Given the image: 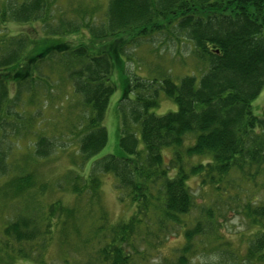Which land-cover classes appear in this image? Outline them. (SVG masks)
Listing matches in <instances>:
<instances>
[{
  "label": "trees",
  "instance_id": "16d2710c",
  "mask_svg": "<svg viewBox=\"0 0 264 264\" xmlns=\"http://www.w3.org/2000/svg\"><path fill=\"white\" fill-rule=\"evenodd\" d=\"M49 5L47 0H20L0 7V46L7 49L0 59V180L5 179L0 199L26 197L1 229L0 264H46L52 234L62 230L77 233L79 246L58 264H151L173 235H180L182 243L157 264H194L204 239L217 241L212 251L226 246L219 221L232 210L256 230L248 236L242 256L219 250L217 264H264V199L257 203L254 189L249 193L257 183L264 189V109L260 114L252 109L264 89V0H108L101 23L91 19L76 26L60 20L49 24ZM35 22L44 32L45 46L38 51L26 36L3 32L6 23ZM81 27L89 34L87 44L55 49L60 46L55 37ZM106 39L117 41V49L99 45ZM153 45L190 47L201 65L199 75L174 81L168 69L151 78L128 77L129 97L116 107L119 153L92 159L107 143L103 122L115 91L111 76L116 61L134 64L126 52ZM25 53L40 58L25 78H14ZM52 55L59 58L83 109L75 156L90 169L87 175L71 170L65 176L75 196L73 207L56 200L41 211L35 199L47 185L31 173H11L8 154L21 147L18 138L11 140L16 131L8 129L11 122L22 120L15 108L21 92L31 93L32 85L43 90L44 97L51 91V80L39 66L51 62ZM10 83L16 85L13 98ZM31 96L28 104L33 103ZM162 99L173 103L175 111L153 113ZM30 145L36 160L48 158L57 148L43 134H36ZM109 173L116 180L119 202L131 209L129 217L113 225L84 217L85 203L99 197V174ZM192 180L199 190L209 189L212 203H197L188 184ZM34 186L36 191L31 190ZM80 217L84 223L89 218L93 228L79 231Z\"/></svg>",
  "mask_w": 264,
  "mask_h": 264
},
{
  "label": "rangeland",
  "instance_id": "374dc122",
  "mask_svg": "<svg viewBox=\"0 0 264 264\" xmlns=\"http://www.w3.org/2000/svg\"><path fill=\"white\" fill-rule=\"evenodd\" d=\"M6 1H9L12 5L20 2V0H0V7H3ZM107 1L108 0H47V2H50L48 9L52 16L48 20V23L53 24V22L60 20L62 23L76 26L93 19L94 24H99L103 21V14L106 9ZM40 25V22H35L27 24L6 23L2 26L3 32L8 33V37L23 35L28 38L26 40L27 42L35 41L37 45L34 51H38L42 46H45V43H42L41 40L44 38V32L41 31ZM89 38L87 30L81 27L75 33L66 34L64 36L60 35L57 38L55 37L54 39H59L57 44H60V46L55 49L60 51L70 50L79 44H87V39ZM1 40L2 38L0 37V41ZM99 43V45L105 47L107 51H109L110 48H113V51L117 49L118 46L117 41L114 42L108 39ZM33 45H30L29 49H31ZM6 52L7 49L0 46V59ZM126 54H129L134 64L129 62L123 65L121 61H116L111 76V80L115 84V91L110 98V103L103 122L107 129V143L92 159H98L105 154L115 155L119 153L118 128L120 120L116 107L123 97H129L127 91L129 86L128 77H132L134 74L141 78H151V76H157L162 73L165 74L168 69H171V76L174 81H177V79L181 78L183 75H190L191 73H195V75L198 76V70L201 67L200 63L191 55L190 47L183 46L180 48L176 46V48H165L163 45H153L131 50L128 53L126 52ZM22 57V66L15 70V74H13L14 78H25L33 62L35 63L40 58L38 55L26 53L25 55L22 54ZM50 61L51 62L45 61L42 63L41 67L39 66V72H47H45L44 75H47L51 80V91L44 97V95H42L43 90L41 91V89L32 85L30 88L31 93L26 94L25 92H21L15 108L21 113L22 120H16V123H14V121L11 122L12 125L8 129L10 133L16 131L11 140L18 138L21 147V149H13L12 153L8 154L12 167L14 166L12 169L13 172L11 173L13 175L31 173L37 177L40 183L47 185L46 189L37 194L38 197L35 199L41 211H44L48 204L56 200L60 201L63 206L73 207L76 203L75 196L70 194L69 188L65 184V176L71 170L79 174L87 175L90 169L89 164H81L79 158L75 156L76 134L78 133L77 123L79 121L80 112L83 109L79 104L78 97L73 93L71 81L65 78L61 70L62 66L59 64V58L56 57V55H52ZM49 68H52L51 71L53 72H49ZM39 80L40 77H37V81ZM22 90H27V88L24 87ZM8 91L13 98L16 85L13 83L8 84ZM29 96L33 99L32 104H28L29 101L27 98ZM121 106H124L127 110V104L123 103ZM252 106L256 114H260L264 109V89L255 99ZM175 109L176 107L173 103L166 99H162L159 109L153 110V113L162 115L170 111H175ZM33 114H35V116L32 117L34 120L29 121L30 116ZM26 122H28V124ZM39 123L40 125L38 126ZM36 134H43L49 139H52L57 145L56 151L48 158L40 160L34 159L30 143L34 142ZM11 149L12 148H10L9 151H11ZM99 176L101 181L99 197L95 201L93 200L92 202L85 203L84 217L88 215L92 220L105 222L107 225H113L116 224L120 218L129 217L131 209L126 202H119L118 192L115 189L116 180L113 175L109 173L99 174ZM4 181L5 179L0 180V186ZM188 184L198 204L212 203V194L209 189L199 190L197 188V181L195 180L190 181ZM257 184L258 186L252 188L249 193L251 194V191L254 189L253 198L256 197V202L258 203L259 200L264 199V189L261 190V185L259 183ZM31 190L36 191V186ZM25 200V196L23 199L19 197L0 199V232L5 223L13 219L16 213L15 209L20 210L21 207L24 206L25 203L23 201ZM82 204L83 203L80 202V205ZM192 215L195 216L196 212ZM225 216L224 221H219L221 227H219L218 232L222 235L221 241L226 246L212 251L217 241L204 239L198 246L200 250L197 252L194 264H217L218 256L216 254L219 253V250L226 249L229 254L233 253V256H242L244 253L246 240L256 229H251L241 216L234 213V210L229 212L226 211ZM89 218L85 219L87 223H84L82 217H80V219L83 221L76 222V227H78L79 231L82 229V233L93 228ZM69 233L70 232L67 230H62L58 232L55 231L52 234L50 246L48 247L49 244L47 245V252L44 257L46 264H58L62 257L77 250V246H79V243L76 241L79 239L77 233ZM181 243L182 238L180 235L170 236L159 248V254H157L156 259H154V261L152 260L150 263L157 264L161 262L160 260L168 257L171 251L179 247ZM229 254L226 256L229 257ZM13 264L37 263L31 261H16Z\"/></svg>",
  "mask_w": 264,
  "mask_h": 264
}]
</instances>
